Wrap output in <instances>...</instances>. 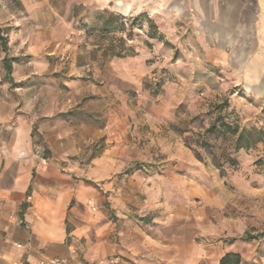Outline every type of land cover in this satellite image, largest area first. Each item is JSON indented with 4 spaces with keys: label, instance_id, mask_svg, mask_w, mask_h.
<instances>
[{
    "label": "rangeland",
    "instance_id": "374dc122",
    "mask_svg": "<svg viewBox=\"0 0 264 264\" xmlns=\"http://www.w3.org/2000/svg\"><path fill=\"white\" fill-rule=\"evenodd\" d=\"M156 2L139 11L147 18L130 38L126 27L106 39L88 30L99 28L102 10L120 13L91 0H25L24 6L0 0V35L7 40L0 63L5 56L11 66L8 96L35 122L31 153L76 179L73 166L89 170L115 137L131 145L129 164L115 174L116 198L136 227L131 249L143 254L141 263L122 257V264H184L193 248L198 264H214L211 247L218 244L238 253L241 264H264V139L233 153V138L204 133L217 116L264 132V107L215 58L201 57L192 26L158 15ZM143 19L165 34L169 47L145 45ZM109 46L135 56L108 58ZM41 125L51 130L39 133ZM106 126L111 142L92 135ZM201 138L211 146L199 148ZM230 153L236 164L217 169L223 158L216 157Z\"/></svg>",
    "mask_w": 264,
    "mask_h": 264
},
{
    "label": "crops",
    "instance_id": "0c3cea01",
    "mask_svg": "<svg viewBox=\"0 0 264 264\" xmlns=\"http://www.w3.org/2000/svg\"><path fill=\"white\" fill-rule=\"evenodd\" d=\"M91 1L132 17L154 0ZM156 1L158 15L192 26L190 39L202 56L215 58L238 87L249 90L254 104L264 107V0ZM9 87L0 63V264H122V257L141 263L142 250L135 255L131 249L136 227L116 198L115 174L129 164L125 151L131 145L114 135L116 144L95 157L89 170L73 166L76 179H71L57 163L31 153L35 122L18 112ZM92 135L112 141L108 126ZM46 143L50 146V138ZM233 251L223 244L211 247L214 264ZM185 259L184 264H198V248Z\"/></svg>",
    "mask_w": 264,
    "mask_h": 264
},
{
    "label": "trees",
    "instance_id": "16d2710c",
    "mask_svg": "<svg viewBox=\"0 0 264 264\" xmlns=\"http://www.w3.org/2000/svg\"><path fill=\"white\" fill-rule=\"evenodd\" d=\"M18 1V0H17ZM102 14L103 16V22L99 26L98 29H90L88 31H91L90 33L98 32V34L101 37H104L106 39H110L109 37L113 35L114 33H123L126 32V27H129L130 30H127V34L125 35L126 38L131 37V28L136 24L139 23L142 25V18H147L146 12H141L137 14L136 16L132 18L124 17L118 14H113V12H109L105 10ZM145 20V25L143 28H146V35L148 40L145 42V45L150 46L151 42H157L161 44L164 48H167L170 46L168 42V38L165 36L163 32L159 31L157 32L156 26L151 20L143 19ZM141 22V23H140ZM6 38L0 35V44L2 51L5 53L7 50L6 46ZM120 42L123 44L124 40L120 38ZM197 49L202 50L198 47ZM129 49L123 51L122 48L118 51H114L112 46H109L107 49L108 58H116V59H125L128 57L135 56L134 53L131 51L130 53H127ZM174 54H177V50L174 48ZM201 56V55H200ZM203 57V56H201ZM2 67L5 71V80L12 84V78H11V66L9 61H7L6 57L4 56L1 60ZM159 87V85H157ZM242 89V88H241ZM244 90V89H243ZM244 92L245 97L249 98V95ZM223 108V107H222ZM221 109V107L219 108ZM33 131L31 132V143L34 144L33 139ZM205 134H211L213 135L214 139H226L227 136L233 138L232 141V152L237 153L241 150L248 151L250 149H253L257 144L261 143L264 139V132L257 128H250V129H239L237 125H232L230 123L224 122L223 118L220 116H217L213 123L210 124V126L205 130ZM39 137V136H38ZM199 148L205 147L209 148L211 145L206 143L204 138H201V141L199 142ZM194 155L197 160H200V154L194 150ZM214 158V156H213ZM217 159L223 158L222 164L215 163V166L217 169L222 171V165L227 164L228 166H234L236 164L235 159L230 154H221L219 157H216ZM263 167V166H262ZM262 173L264 175V168H261ZM234 241V240H232ZM242 258L238 253L230 252L224 254L217 264H241Z\"/></svg>",
    "mask_w": 264,
    "mask_h": 264
},
{
    "label": "built area",
    "instance_id": "2783aa9c",
    "mask_svg": "<svg viewBox=\"0 0 264 264\" xmlns=\"http://www.w3.org/2000/svg\"><path fill=\"white\" fill-rule=\"evenodd\" d=\"M57 260H51V261H49V264H57Z\"/></svg>",
    "mask_w": 264,
    "mask_h": 264
}]
</instances>
